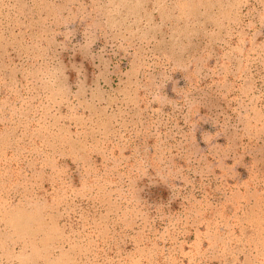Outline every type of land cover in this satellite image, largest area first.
Returning a JSON list of instances; mask_svg holds the SVG:
<instances>
[{"label":"rangeland","instance_id":"obj_1","mask_svg":"<svg viewBox=\"0 0 264 264\" xmlns=\"http://www.w3.org/2000/svg\"><path fill=\"white\" fill-rule=\"evenodd\" d=\"M0 264H264V0H0Z\"/></svg>","mask_w":264,"mask_h":264}]
</instances>
